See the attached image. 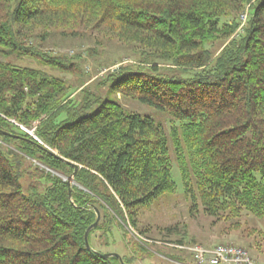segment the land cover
<instances>
[{
    "label": "trees",
    "instance_id": "1",
    "mask_svg": "<svg viewBox=\"0 0 264 264\" xmlns=\"http://www.w3.org/2000/svg\"><path fill=\"white\" fill-rule=\"evenodd\" d=\"M250 1L0 0V56L26 55L75 73L78 64L69 57L28 43L36 29L43 40L51 28L84 26L134 42L139 61L101 84L180 122L169 136L162 123L119 98L83 88L75 99L66 78L0 59V264H137L134 254L96 253L106 252L94 237L100 232L109 245L131 226L144 238L142 209L177 188L170 140L186 192L205 213L264 217V0L234 36ZM220 39L225 43L216 53ZM37 120L41 141L16 124ZM23 156L36 167L31 175L45 181L44 191L33 181L24 193ZM35 161L68 179L78 168L82 188ZM98 210L90 250L85 234ZM135 251L155 254L139 239Z\"/></svg>",
    "mask_w": 264,
    "mask_h": 264
},
{
    "label": "rangeland",
    "instance_id": "2",
    "mask_svg": "<svg viewBox=\"0 0 264 264\" xmlns=\"http://www.w3.org/2000/svg\"><path fill=\"white\" fill-rule=\"evenodd\" d=\"M257 0H251L244 11L239 15L240 26L234 36L243 33L247 25L251 9ZM247 14L245 18L244 15ZM42 29H36L33 37L28 42L30 45H38L44 51L52 54L64 55L78 64L77 72L62 71L44 65L39 60L12 53L8 56H0V59L10 61L18 66H30L43 69L50 74L66 78L71 86V94L75 99L83 97V90L100 92L104 98L117 100L118 98L131 111L147 115L162 123L169 136L171 128L180 125L170 114L155 107L142 103L134 98L120 97L115 91L109 90V85L101 84L108 74L118 70L124 65H133L142 57V51L134 42H123L114 35L102 33L93 28L79 26L72 28H51L46 39H41ZM225 40L216 41L214 50L217 53L224 45ZM85 88V89H83ZM99 88V90H98ZM99 105L95 104L92 111ZM40 121L37 120L31 127H26L18 122L16 124L41 139L36 134ZM170 154L172 157V177L176 182L175 192L166 193L155 201L151 206L142 209L139 216V228L145 230L144 238L136 234L135 230L128 226V231L123 230L122 234H116V241L111 240L107 245L106 240L99 237L100 232L94 237V246L103 252H117L122 255L136 257L137 264H194L191 255L176 247L180 243H199L205 246L219 244L236 245L249 251L256 261L264 264V217H258L245 210L238 218H217L205 213L200 200L194 201L186 192L185 183L179 169L177 156L173 144L169 142ZM23 169L28 173L21 177V183L25 194H30V185L33 181H40L44 191L45 181L31 175L36 172L32 160L23 156ZM40 168L51 170L46 165L35 161ZM63 176V175H61ZM64 177V176H63ZM65 180L69 179L64 177ZM75 180V177L74 179ZM195 183L193 180L192 184ZM73 185H78V183ZM197 194V190L195 188ZM193 206V207H192ZM193 208V209H192ZM145 240L147 248L154 254L153 257L140 256L135 251L136 240ZM183 240V241H182ZM172 255H184L185 261L172 259Z\"/></svg>",
    "mask_w": 264,
    "mask_h": 264
},
{
    "label": "built area",
    "instance_id": "3",
    "mask_svg": "<svg viewBox=\"0 0 264 264\" xmlns=\"http://www.w3.org/2000/svg\"><path fill=\"white\" fill-rule=\"evenodd\" d=\"M248 12L244 15L247 17ZM176 247L189 253L194 264H261L249 251L236 245L205 246L199 243H180Z\"/></svg>",
    "mask_w": 264,
    "mask_h": 264
},
{
    "label": "water",
    "instance_id": "4",
    "mask_svg": "<svg viewBox=\"0 0 264 264\" xmlns=\"http://www.w3.org/2000/svg\"><path fill=\"white\" fill-rule=\"evenodd\" d=\"M0 133H4V132H3V131H0ZM77 171H78V168H76V172H75V174L77 173ZM75 174H74V175H75ZM74 175L71 176V177L69 178L68 184H69L70 186H71L73 183H74V184H77L76 180H73V179H74ZM97 215H98V219H97V221H96L94 224H92V225L87 229L86 234H85L86 244H87L88 249H90V250H92L93 248L91 247L90 242H89V234H90V231H91L92 229H94V228L98 225V223H99V221H100V219H101V213H100L99 210L97 211ZM94 251H95L96 253H99L100 255H102L104 258H109V257L115 256V257H118V258L122 259L121 254H119V253H117V252L100 253V252H98V251H96V250H94ZM123 264H126V263L123 262Z\"/></svg>",
    "mask_w": 264,
    "mask_h": 264
},
{
    "label": "crops",
    "instance_id": "5",
    "mask_svg": "<svg viewBox=\"0 0 264 264\" xmlns=\"http://www.w3.org/2000/svg\"><path fill=\"white\" fill-rule=\"evenodd\" d=\"M191 264V263H190Z\"/></svg>",
    "mask_w": 264,
    "mask_h": 264
}]
</instances>
